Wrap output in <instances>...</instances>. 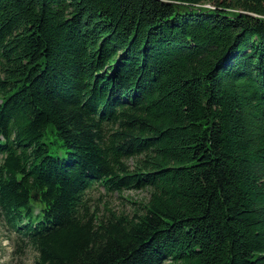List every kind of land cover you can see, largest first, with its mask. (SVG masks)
Wrapping results in <instances>:
<instances>
[{"label": "trees", "instance_id": "obj_1", "mask_svg": "<svg viewBox=\"0 0 264 264\" xmlns=\"http://www.w3.org/2000/svg\"><path fill=\"white\" fill-rule=\"evenodd\" d=\"M0 221L33 264H264V0H0Z\"/></svg>", "mask_w": 264, "mask_h": 264}, {"label": "rangeland", "instance_id": "obj_2", "mask_svg": "<svg viewBox=\"0 0 264 264\" xmlns=\"http://www.w3.org/2000/svg\"><path fill=\"white\" fill-rule=\"evenodd\" d=\"M103 191H96L93 193V198L100 199L102 197ZM141 192H125L124 197L134 199H139L143 196ZM111 196V195H109ZM111 204L115 208H121V201L116 196L110 198ZM11 238V239H9ZM12 238H15L14 234L11 235L9 230L0 221V264H33L35 253H33L31 248H26L22 253H14V242Z\"/></svg>", "mask_w": 264, "mask_h": 264}, {"label": "water", "instance_id": "obj_3", "mask_svg": "<svg viewBox=\"0 0 264 264\" xmlns=\"http://www.w3.org/2000/svg\"><path fill=\"white\" fill-rule=\"evenodd\" d=\"M33 196L37 198V194L34 193Z\"/></svg>", "mask_w": 264, "mask_h": 264}]
</instances>
